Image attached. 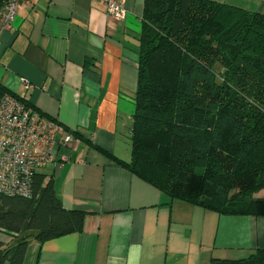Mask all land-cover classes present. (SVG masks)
<instances>
[{
    "label": "crops",
    "instance_id": "crops-1",
    "mask_svg": "<svg viewBox=\"0 0 264 264\" xmlns=\"http://www.w3.org/2000/svg\"><path fill=\"white\" fill-rule=\"evenodd\" d=\"M121 1L116 21L100 0H28L0 23V85L128 163L144 0ZM212 1L264 11V0ZM56 158L40 173L65 208L86 213L84 226L31 241L23 264H211L264 248V216L171 199L79 138Z\"/></svg>",
    "mask_w": 264,
    "mask_h": 264
},
{
    "label": "trees",
    "instance_id": "trees-1",
    "mask_svg": "<svg viewBox=\"0 0 264 264\" xmlns=\"http://www.w3.org/2000/svg\"><path fill=\"white\" fill-rule=\"evenodd\" d=\"M137 41L130 161L70 132L171 199L264 216L256 196L264 190V11L144 0ZM7 93L26 102L0 85ZM30 188L28 196L0 193V264H23L31 241L83 229L86 213L65 208L44 174ZM211 264H264V248Z\"/></svg>",
    "mask_w": 264,
    "mask_h": 264
},
{
    "label": "built area",
    "instance_id": "built-area-1",
    "mask_svg": "<svg viewBox=\"0 0 264 264\" xmlns=\"http://www.w3.org/2000/svg\"><path fill=\"white\" fill-rule=\"evenodd\" d=\"M28 0H5L0 7L2 27H10L18 8ZM110 18L121 21L127 8L121 0H100ZM75 137L62 124L11 94L0 95V193L28 196L32 177L55 162L57 148ZM65 159V158H64Z\"/></svg>",
    "mask_w": 264,
    "mask_h": 264
},
{
    "label": "rangeland",
    "instance_id": "rangeland-1",
    "mask_svg": "<svg viewBox=\"0 0 264 264\" xmlns=\"http://www.w3.org/2000/svg\"><path fill=\"white\" fill-rule=\"evenodd\" d=\"M198 171H199V169H198Z\"/></svg>",
    "mask_w": 264,
    "mask_h": 264
}]
</instances>
